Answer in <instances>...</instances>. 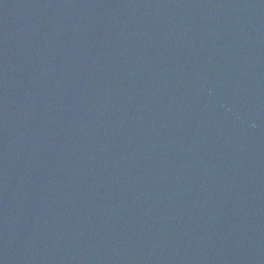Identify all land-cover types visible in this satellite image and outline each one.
Returning a JSON list of instances; mask_svg holds the SVG:
<instances>
[{"label": "water", "instance_id": "obj_1", "mask_svg": "<svg viewBox=\"0 0 264 264\" xmlns=\"http://www.w3.org/2000/svg\"><path fill=\"white\" fill-rule=\"evenodd\" d=\"M0 264H264V0H0Z\"/></svg>", "mask_w": 264, "mask_h": 264}]
</instances>
